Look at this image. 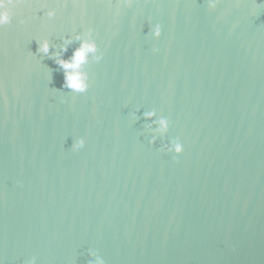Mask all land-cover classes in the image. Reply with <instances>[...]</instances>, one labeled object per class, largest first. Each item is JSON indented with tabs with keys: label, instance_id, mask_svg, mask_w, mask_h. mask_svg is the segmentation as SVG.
Returning a JSON list of instances; mask_svg holds the SVG:
<instances>
[{
	"label": "water",
	"instance_id": "1",
	"mask_svg": "<svg viewBox=\"0 0 264 264\" xmlns=\"http://www.w3.org/2000/svg\"><path fill=\"white\" fill-rule=\"evenodd\" d=\"M261 3L18 0L0 27V261L264 264ZM87 28L103 58L72 93L38 42L54 55ZM150 109L179 156L148 143Z\"/></svg>",
	"mask_w": 264,
	"mask_h": 264
},
{
	"label": "clouds",
	"instance_id": "2",
	"mask_svg": "<svg viewBox=\"0 0 264 264\" xmlns=\"http://www.w3.org/2000/svg\"><path fill=\"white\" fill-rule=\"evenodd\" d=\"M128 0H125L127 3ZM206 6L209 10H214L219 3V0H205ZM18 0H0V27L8 25L12 22V9L16 6ZM264 4V0L262 3ZM259 7V5H256ZM44 15L48 18H52L56 15V10L50 8L44 12ZM93 30L87 28L81 32H72L61 36L62 43L59 46V52L53 54L49 49L53 46L49 44L47 39H41L38 42V52H42L49 56V59L53 60V63L58 66L63 75V82L61 88L68 89L72 93H85L89 87V74L86 70L87 65L90 62H99L103 58V54L99 51L96 40L92 35ZM152 39H158L161 36V25L159 23L151 26ZM74 42H78V46L73 48L71 56L64 57V53L68 52V48ZM153 52H157L158 49H152ZM139 109L129 113L131 121L138 119L137 113ZM156 109H150L141 113V115L151 122L146 125L145 131L151 133L148 137V143L153 145L156 143L157 137H160L161 144L159 146L160 151L164 153H170L173 157L179 156L183 151V144L178 138L165 137V134L170 128V120L163 115H157ZM85 145V139L83 137H76L72 144V150H79ZM0 264H3L0 261ZM23 264H37L35 256L26 258ZM86 264H105V260L94 249L88 250V259Z\"/></svg>",
	"mask_w": 264,
	"mask_h": 264
}]
</instances>
